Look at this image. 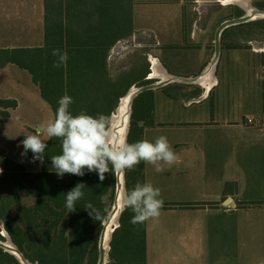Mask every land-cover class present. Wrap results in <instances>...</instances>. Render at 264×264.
<instances>
[{
  "label": "crops",
  "instance_id": "obj_1",
  "mask_svg": "<svg viewBox=\"0 0 264 264\" xmlns=\"http://www.w3.org/2000/svg\"><path fill=\"white\" fill-rule=\"evenodd\" d=\"M246 1L251 4L264 2ZM237 7L244 12L242 7ZM227 12L218 9L214 0H133L131 28L132 32L148 34L161 47L169 45L173 48L171 52L183 53L188 60L187 72L171 70L168 73L192 78L204 70L216 29L229 19L224 18ZM43 20V0H0V49L43 47ZM235 26L224 28L220 34L223 40L225 30L238 29L232 32L228 42L230 55L224 56L225 46L220 47L223 72L219 74L220 68L216 69V85L207 94L203 91L198 101H180L184 109L201 106L210 98L212 90L221 86L222 77L226 79L227 91L220 95L221 100L214 110L198 111L193 115L188 110L185 116L184 123L202 132V144L206 149L199 148L193 139L180 140L172 146L179 157L177 163L165 165V170L159 173L153 166L141 170L143 183L151 182L158 187L165 205L158 221L144 223L145 264H264V126H248L243 122L246 115L254 114L264 119V72L263 77L262 73L256 75L253 37L247 35L241 39L235 33L243 31ZM40 27L42 42L32 45L33 41H39ZM175 44L180 45L175 48ZM243 44L247 46L242 47ZM259 49L264 53V46ZM259 57L264 60L262 54ZM229 65L235 69L232 74ZM262 65L264 68V62ZM13 66L18 68L12 63L0 68V75L6 77L10 89L8 95L0 98V117L11 119L21 99L42 103L46 121L54 117L29 72L20 69L26 72L21 83L13 77ZM154 110L152 125L138 121V127L144 128L145 140L149 141L156 128L164 124L154 116ZM173 122L181 124L182 119ZM27 123H24L26 127H35ZM150 132L152 136L148 139ZM257 143L260 151H256ZM207 158L212 163L207 172L181 169L180 163L204 166ZM40 170L38 160L31 171ZM181 176L185 178V186L196 188L195 193L173 201L167 197L169 182L174 183ZM110 262L117 264L113 260Z\"/></svg>",
  "mask_w": 264,
  "mask_h": 264
},
{
  "label": "trees",
  "instance_id": "obj_2",
  "mask_svg": "<svg viewBox=\"0 0 264 264\" xmlns=\"http://www.w3.org/2000/svg\"><path fill=\"white\" fill-rule=\"evenodd\" d=\"M43 1L44 46L0 49V68L12 63L29 72L53 115L59 99L67 94L73 98L69 107L72 114L84 111L93 116H110L132 85L149 83L145 79L148 71L135 68L111 77L107 65L111 48L132 33L133 0ZM53 49L67 51L66 66L54 67L57 57L52 55ZM150 92L143 91L134 99L129 143L137 142L132 135L142 131L134 121L143 118L135 120V112L151 114L152 109L136 106V101ZM46 143L38 172L25 170L0 149V229L31 263L96 264L99 229L114 198L115 174L105 173L101 181L96 172L85 169L83 176L66 173L60 178L50 157L62 153L61 141L53 138ZM141 170L142 162L124 174L127 190L138 182L143 184ZM77 183L85 184L84 196L76 202V210L68 213L65 194ZM86 203L92 205L96 218L83 207ZM133 215L131 209L123 210L119 225L111 233L108 257L117 264H145L144 223L133 225ZM0 264L20 263L0 248Z\"/></svg>",
  "mask_w": 264,
  "mask_h": 264
},
{
  "label": "rangeland",
  "instance_id": "obj_3",
  "mask_svg": "<svg viewBox=\"0 0 264 264\" xmlns=\"http://www.w3.org/2000/svg\"><path fill=\"white\" fill-rule=\"evenodd\" d=\"M217 4V8L223 9L224 12L227 10L229 12L226 13L224 16L225 19L227 18H236L244 14V12L241 9H238L237 5L234 6L233 4H221L219 0H214ZM255 7L264 10V2H256L253 3ZM240 27V29L243 32L235 33V35H239L240 38H244L247 35H250L253 37V42H254V47L255 51L253 53V56L255 55L256 57V66H257V73L256 75L259 76L262 73L263 77V62L264 60L259 57V55L262 54L264 56V53H260L261 47L264 46V18H259V19H254L250 21H246L244 23L236 25L234 28ZM233 27L229 28L228 30H225L223 33V40H220V47L225 46L223 49L224 51V56H229L231 49H228V45L230 43V40L232 39V32L238 31V29L231 30ZM223 41V42H222ZM42 42V28H39V41L35 40L32 42V45H39ZM180 44H175V48ZM169 45L164 44L163 47L159 46L158 44L155 43V41H152L151 36L145 33H139V32H132L131 35L119 40L110 50L109 55L107 57V65L109 68L110 76L111 77H116L117 75L123 73L127 74L126 72H130L131 70L138 68V70H141L143 73L148 71V73L145 76L146 80H149L148 84L157 82V79H148L149 73L151 72V67H152V61L151 59H155L158 61L162 66L169 72L171 70L173 71H179V72H187V66L186 60L187 57L183 55L181 52H174L173 48L168 47ZM247 45H242V47H246ZM161 47V48H160ZM168 49V50H166ZM170 51V52H169ZM220 53L219 57L216 62V68L215 74L220 68L219 74H221L223 71L221 70L223 67L222 61H223V53L220 48ZM208 54L209 56L207 57V61L205 62L204 67L210 62L211 57L214 53V45L208 49ZM218 64V65H217ZM18 67V66H17ZM229 72L232 74L233 71H235L234 67L232 65H229ZM19 68V67H18ZM16 68L13 66V77H15L17 80H19L21 83L23 81V78L26 74V72L21 71L23 69L21 68ZM21 69V70H20ZM176 69V70H174ZM217 69V70H216ZM259 70V72H258ZM237 71V69H236ZM200 71L198 72V74ZM221 76V75H220ZM138 77L136 74L135 78ZM185 78V76H181ZM187 78V77H186ZM256 78H258L256 76ZM7 79L6 77L1 74L0 75V98H2L5 95H8L10 93L9 86L7 85ZM137 82V84L132 85L135 87H139L142 83L144 82ZM140 83V84H139ZM146 83V82H145ZM139 84V85H138ZM220 87L216 89V91L212 90V94L208 97L209 99L203 103V105H197L195 107H191L190 109H184L180 101H183L185 103H188L189 101H198L200 97L202 96L201 94L204 91V88L201 87L199 84L196 83H187L186 81H173L170 83H167L166 85H162L161 87L154 89L152 92L148 94L142 95L137 101H136V106L138 105H144V106H152L151 109V114H146V113H137L135 112V120L138 119L139 117L143 118L144 125H152V110H154V116H158L160 118V121H162L164 124L160 126V128H156L154 132V137L152 139V142L155 141V139L161 135H164L168 138L171 146H173L175 143H177L180 140H190L193 139L196 141V144L199 148L201 149H206V145L202 144V135H200L202 132L195 130L191 128L190 126L186 123L185 121V116L187 114L188 110H191L192 115L195 112L198 111H210L214 110L216 107L217 102L221 100V94L225 93L227 91V84H226V79L222 77L220 81ZM129 90V89H128ZM242 91V88H241ZM126 94V93H125ZM124 94V95H125ZM179 98L178 99H175ZM135 99V98H134ZM191 99V100H189ZM120 102V99L118 103ZM134 102V100H133ZM132 102V105H133ZM40 102H37L33 99H27L23 101L22 99L20 100V106L12 113V118L7 119L6 117H0V149H2L5 152V155L8 158H12L16 160L17 162H21L25 165L26 170H34V166L38 163V160H33V153L29 150L26 154L24 153V147L21 141L25 138V135H31L30 132H35L37 128L40 127L42 123L46 122V116H45V110L41 107ZM44 104V103H43ZM132 105H131V111H132ZM167 107H172V109H167ZM49 109V107L47 106ZM180 108V109H179ZM262 108V105L258 107ZM47 109V110H48ZM116 109V107H115ZM115 109L113 111H115ZM181 110V111H179ZM113 113V112H112ZM110 114V117L112 115ZM129 116V115H128ZM127 116V117H128ZM150 117V119H149ZM246 117H255L260 120V123L255 126H264V119L262 117H258L257 115H246ZM246 117L244 116L243 122L244 124L249 125L246 122ZM177 118L182 119L181 124L174 123L173 121ZM262 119V120H261ZM129 121H130V116H129ZM25 122H28L27 125H32L35 127H26L24 125ZM135 125H138L137 121H134ZM142 128V127H141ZM129 129V123H128V128H127V133ZM152 132L148 134V139H151ZM134 140L140 141V140H145V134H144V128H142L141 133H137L135 136H133ZM259 143L256 144V151H260L258 148ZM262 147V143H261ZM263 149V148H262ZM227 150H229V147H227ZM262 152V151H261ZM20 163V164H21ZM204 163V161H203ZM3 160L0 155V165L2 167ZM212 165V163L209 161L207 158L205 160V165L204 166H196L195 164L191 166H184L183 163H180L181 169H193L194 171H202L205 170L206 172L209 170V166ZM151 168L152 165L146 164L144 166V162L142 161V168ZM213 170H216L215 168ZM218 170V169H217ZM124 176V174H123ZM184 176L177 177L174 183L169 182L171 185L169 187V193L168 196L169 199H172L173 201H178L181 199H184L192 194L195 193V187L191 186H185L184 185ZM125 181V178H124ZM126 188V187H125ZM113 200L110 204H108V212L104 218V220L101 223V227L99 229V235H98V240H97V250H98V241H99V236L100 232L103 229V224L106 221L108 215L112 212L113 205H114V199H115V184L113 188ZM120 216V215H119ZM264 230V228H263ZM3 231L7 234V232L1 228L0 233H1V238L0 241L2 242L5 237L3 236ZM8 236V234H7ZM5 251V250H4ZM108 252H109V245L107 249H104V264H111L109 257H108ZM99 256V255H98ZM96 261L98 262V257ZM29 261V260H28ZM30 262V261H29ZM96 262V264H97ZM35 264V263H33Z\"/></svg>",
  "mask_w": 264,
  "mask_h": 264
},
{
  "label": "clouds",
  "instance_id": "obj_4",
  "mask_svg": "<svg viewBox=\"0 0 264 264\" xmlns=\"http://www.w3.org/2000/svg\"><path fill=\"white\" fill-rule=\"evenodd\" d=\"M52 55L57 57L54 67L66 66L67 51L53 49ZM72 103L71 96L63 95L58 101L54 117L42 123L35 134L25 135L21 141L23 154L30 150L33 160L43 162L46 142L53 138L59 139L62 153L50 157L58 177L62 178L66 173L83 176L87 169L88 172H96L103 181L105 173L111 171L123 175L142 161L152 165L158 173L165 170V165L171 166L178 162L179 157L166 136L161 135L154 142L140 140L129 143L126 132L119 136L114 134L110 116H93L84 111L74 115L69 110ZM85 187L84 183H77L65 194L68 213L76 210V202L83 198ZM163 204L161 190L151 182H138L134 188L126 189L121 195L122 211L131 209L134 213L130 221L133 225L158 221ZM83 207L95 217L90 203Z\"/></svg>",
  "mask_w": 264,
  "mask_h": 264
},
{
  "label": "bare ground",
  "instance_id": "obj_5",
  "mask_svg": "<svg viewBox=\"0 0 264 264\" xmlns=\"http://www.w3.org/2000/svg\"><path fill=\"white\" fill-rule=\"evenodd\" d=\"M221 4L227 5L229 3H234L237 6H240L244 9V14L246 17L249 18V20L264 18V10H261L254 5H252L250 2L246 0H219ZM216 56L212 55V58L210 62L206 65L204 70H202L201 73L197 75L194 82H197L201 87L204 88V93L207 94L212 86L216 85V78H215V68H216ZM152 61V67L151 72L149 73V78L151 79H157L158 81H167L178 79L179 81H182L184 78L180 76H174L168 71L165 70V68L155 59H151ZM191 79V78H190ZM136 91L135 86H131L129 88V93L120 98V103L117 104L115 111L112 113L111 118L113 120V129L114 134L119 136L122 133H127L128 123H129V112H130V102H131V94ZM127 93V92H126ZM203 94V95H205ZM128 116V117H127ZM124 177L119 174L117 177V191H116V197H115V204L113 205L112 212L108 215L106 221L104 222V243L102 247L106 250L112 231L117 226V219L119 217L121 209V195L126 190L125 188V181ZM3 236L5 239L2 241L8 248L9 252L15 254L19 258V260L23 264H27L23 261V259L14 251V246L11 243L10 239L8 238L7 234L3 231ZM36 264V263H35Z\"/></svg>",
  "mask_w": 264,
  "mask_h": 264
},
{
  "label": "water",
  "instance_id": "obj_6",
  "mask_svg": "<svg viewBox=\"0 0 264 264\" xmlns=\"http://www.w3.org/2000/svg\"><path fill=\"white\" fill-rule=\"evenodd\" d=\"M246 21H250L249 18L246 17L245 15H241V16L236 17V18H232V19L225 20V21H223L222 23L219 24V26L216 29L215 35H214V53H213V56H216V60L218 59L219 54H220V34H221L222 30L224 28L228 27V26L241 24V23H244ZM196 77L197 76L192 77L191 79L187 77V78H184L182 81H186L187 83H191V84L192 83H196L197 84V82H194V80H195ZM148 79H150V78H148ZM173 81H179V80L178 79H174V80H169L168 79L167 81H161V80H159V81L154 82V83H151V84H144V85H141L139 87H136V91L133 92V94H131V102H130V112H129V116L131 114V105H132V102H133L134 98L137 95H139L140 93H142L143 91H146V90H154V89H157V88L161 87L162 85H166L167 83H170V82H173ZM128 93H129V90L127 91L126 95ZM118 176H119V174L116 173L115 174V197H116V191H117L116 184H117V177ZM123 183H124V181H123ZM114 201H115V199H114ZM114 204H115V202H114ZM117 221H118L117 222V226H118L119 225V217H118ZM8 238L10 239L9 236H8ZM110 238H111V236H110ZM103 243H104V226H103L102 231L100 232L99 241H98V252H99V256L98 257L99 258H98L97 264H104V248L102 247ZM13 246H14L15 253H17L23 259V261L25 263H27V264H33V263L29 262L26 258H24V256L19 252V250L17 249V247L14 244H13ZM0 248H2L3 250L9 252L8 251L9 248L3 242H1V241H0ZM9 253L11 255H13L20 264H23L19 260V258L17 256H15V254H13L11 252H9ZM36 264H38V263H36Z\"/></svg>",
  "mask_w": 264,
  "mask_h": 264
},
{
  "label": "built area",
  "instance_id": "obj_7",
  "mask_svg": "<svg viewBox=\"0 0 264 264\" xmlns=\"http://www.w3.org/2000/svg\"><path fill=\"white\" fill-rule=\"evenodd\" d=\"M246 122L251 126H255V125H258L260 123V120L258 118H255V117H246Z\"/></svg>",
  "mask_w": 264,
  "mask_h": 264
}]
</instances>
